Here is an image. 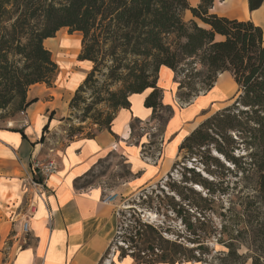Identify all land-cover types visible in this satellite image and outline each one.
I'll list each match as a JSON object with an SVG mask.
<instances>
[{
    "label": "trees",
    "instance_id": "16d2710c",
    "mask_svg": "<svg viewBox=\"0 0 264 264\" xmlns=\"http://www.w3.org/2000/svg\"><path fill=\"white\" fill-rule=\"evenodd\" d=\"M214 1L199 0L192 6L188 0H0V110L10 108L12 113L21 114L28 105L26 93L31 85H52L58 66L44 40L54 37L62 28L68 33H79L77 60L90 64L68 102V109L85 102L83 93L86 89L99 84L91 104L107 100L112 109L103 122H96L99 131H110L116 111L129 107V95L148 89L144 106L152 110V119L158 124L153 136H161L162 125L171 113L170 106L162 104V91L157 86L161 67L170 69L178 79L177 97L180 101H189L200 93L198 82L202 83L201 91H206L219 73L229 72L237 87L234 101L206 117L184 138L179 151L181 154L192 144L204 145L210 136L209 128L216 129V134H221L227 144L238 143L235 141L240 139V143L250 149L248 158L257 170V186L264 205V34L262 28L250 19L212 12ZM263 1L246 0L248 11L258 9ZM185 11H189L192 17L188 22L182 20ZM98 73L104 77L102 83L96 79ZM116 84L118 86L111 89ZM91 104L85 105L84 114L91 109ZM102 124L104 128H101ZM17 130L22 133L21 129ZM95 134L84 137L91 138ZM74 135L70 134L68 140ZM217 151L237 160L231 153L233 149L219 145ZM176 164L177 161L156 184L138 191V198L146 197L148 189L156 190L155 187L168 177ZM193 169L189 168V171ZM194 193L204 202L213 201L199 192ZM166 202L169 206L172 203ZM192 205L193 208L183 202L173 210L181 215L185 209H194L191 214L194 221H185V227L189 232L188 239L196 244L195 247L185 248L178 240L180 236L176 240L165 238L163 233L168 232L169 227L142 223L137 211L130 208L124 238L140 252L149 253L138 257L123 252L121 258L130 257L139 264L204 260L207 251L204 242L208 237L206 213L202 209L199 211L195 203ZM119 231L117 221L113 240ZM156 240L160 241L159 245ZM229 242L222 264H237L241 256L232 241Z\"/></svg>",
    "mask_w": 264,
    "mask_h": 264
},
{
    "label": "crops",
    "instance_id": "0c3cea01",
    "mask_svg": "<svg viewBox=\"0 0 264 264\" xmlns=\"http://www.w3.org/2000/svg\"><path fill=\"white\" fill-rule=\"evenodd\" d=\"M198 1L192 0L190 5L195 6ZM217 3L224 13L247 14L239 19L252 20L264 34V1L251 12L246 0ZM58 31L52 38L59 39L51 46L61 52L70 50L60 49L64 38ZM78 37L75 42L70 41L74 51L79 53L80 35ZM77 42L79 46L75 48ZM85 74L67 96L55 86L57 81L50 87L44 83L31 85L26 93L28 105L19 120L14 121L22 133L15 127H0V264H100L114 238L118 221L117 201L105 203L101 199L106 193L116 192L80 181L100 160L115 152L128 166L129 177L124 180L121 192L134 195L171 171L180 155L181 142L208 116L209 99L198 94L189 101H180L178 79L170 69L161 67L157 86L162 91V104L170 106L171 113L162 125L159 138L153 136L158 124L152 119V110L144 106L147 89L129 95V107L116 111L110 131L100 130L91 138L75 136L48 153L47 136L60 128L69 112L68 102ZM223 74L227 75V82L236 87L226 71L219 73L214 83L218 84ZM163 78L165 82L171 80L167 89ZM225 86L220 81L215 90L223 92ZM213 89L212 85L209 94ZM141 126L153 131L145 135L146 139L153 138L152 141H144L143 134L136 133V129L143 128ZM46 157H55L58 169L49 176L44 195L34 198L35 210L29 217V232L24 237L21 233L25 209L22 178L29 171L31 160ZM116 194L119 198L120 194Z\"/></svg>",
    "mask_w": 264,
    "mask_h": 264
},
{
    "label": "rangeland",
    "instance_id": "374dc122",
    "mask_svg": "<svg viewBox=\"0 0 264 264\" xmlns=\"http://www.w3.org/2000/svg\"><path fill=\"white\" fill-rule=\"evenodd\" d=\"M218 1L220 0L214 1L212 12L238 19L247 16L243 13L222 12L218 7ZM188 2L192 3V0ZM191 18L189 11L182 14L184 22H188ZM197 22L201 25L199 21ZM58 33L66 39H63L60 49L67 47L71 48L70 50L61 52L51 46L56 44L59 38H52L51 41L48 39L44 45L51 50L52 58L58 66L59 71L54 80L58 82V85L55 83V86L62 90L63 95L67 96L73 90V86L87 72L90 65L86 62H79L76 58L78 51H74V47L72 48L73 44L70 40L75 42L79 34L68 33L66 28L60 29ZM78 46L77 42L75 48ZM96 77L99 83L104 80L101 73L96 74ZM220 79L219 83L222 81L226 85L224 91L220 93L216 91V85L219 83L213 84L214 89L211 94H209V90L201 91L202 83H197V88L200 90L199 96H206L205 99H209L207 117L213 115L218 109L230 105L236 97L237 88L227 82V75L223 74ZM170 82V79L166 82L165 78L162 80L166 89ZM53 85L54 83L51 86ZM117 86L118 84L112 86L111 89H115ZM98 87L100 86L96 83L86 89L83 93L85 102H80L78 107L70 109L66 117L62 119L60 128L56 132L48 134L46 139V146L49 147L48 153H53L54 148L59 144H64L70 134L84 137L99 131L100 126L96 122H103L106 114L111 113L112 109L109 108L107 100L91 104L95 100L94 91ZM100 94L107 98L106 94H102V92ZM86 104H91V109L84 114ZM20 117L21 114L12 113L10 108L5 111L0 110V127L16 128L14 121L19 120ZM141 127L143 128L136 129V133L143 134L144 141H152L153 138L146 139L145 135H150L153 131L148 127ZM101 128H104L103 124ZM208 133L210 136L204 145L192 144L191 147L188 146L182 151L176 167L168 177L161 181L158 187H155L156 190H146V197L138 198V193L135 196H127L125 192H121L124 180L129 177L128 166L124 163V159L115 152L100 160L80 181V183L100 185L107 192L120 194L119 200L116 202L117 217L120 223L119 235L112 241L110 249L100 264H139L130 257H124V260L120 256L121 253H132L138 257H144L143 253H149V251L140 252L124 238V229L129 218L130 208L137 211L142 223L169 227V231L163 233L165 238L176 240V237L180 236L178 240H181L185 248L195 247L196 244L189 241V232L185 227V221L189 219L194 221V216L191 215L194 214L192 213L194 209H185L186 211L184 210L181 215H177L173 210V208H178L177 204L183 202L189 203L192 208V203H195L199 211L202 209L206 213L208 237L204 242V246L207 247L204 260L180 264H222V258L228 252L226 245L230 243L229 241H232L237 253L241 256L240 262L237 264H264V205L258 191L257 170L248 158L250 149L240 143V139L235 141L238 143L229 142L227 144V140L221 134H216V129L209 128ZM233 138L237 137L233 136ZM219 145L233 149L231 153L237 157V160H231L221 155L217 151ZM234 147H238V149H234ZM50 149H52L51 152H49ZM189 168L194 169L189 171ZM194 192H199L203 197H210L213 201L204 202ZM166 195L168 198L165 197ZM167 200L168 203L172 202L170 206L166 204ZM24 212L25 209H23V214ZM155 243L159 245L160 241L156 240Z\"/></svg>",
    "mask_w": 264,
    "mask_h": 264
},
{
    "label": "built area",
    "instance_id": "2783aa9c",
    "mask_svg": "<svg viewBox=\"0 0 264 264\" xmlns=\"http://www.w3.org/2000/svg\"><path fill=\"white\" fill-rule=\"evenodd\" d=\"M10 127V126H9ZM52 149L49 150L51 152ZM58 169L57 161L54 158L45 159L34 158L29 164V171L22 178V191L25 204L24 218L22 219L21 233L25 235L29 232L28 220L35 210L34 198L41 197L46 192V182L50 175ZM102 202L113 203L118 200L116 193H106L102 196Z\"/></svg>",
    "mask_w": 264,
    "mask_h": 264
},
{
    "label": "bare ground",
    "instance_id": "6f19581e",
    "mask_svg": "<svg viewBox=\"0 0 264 264\" xmlns=\"http://www.w3.org/2000/svg\"><path fill=\"white\" fill-rule=\"evenodd\" d=\"M48 40V39H47ZM47 40H45V41H47ZM49 40L51 41L52 40V38H49ZM45 41H44V43H45ZM47 43V42H46ZM51 43V42H50Z\"/></svg>",
    "mask_w": 264,
    "mask_h": 264
}]
</instances>
